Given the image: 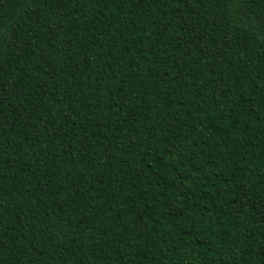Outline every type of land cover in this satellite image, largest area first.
Listing matches in <instances>:
<instances>
[{"label": "trees", "instance_id": "trees-1", "mask_svg": "<svg viewBox=\"0 0 264 264\" xmlns=\"http://www.w3.org/2000/svg\"><path fill=\"white\" fill-rule=\"evenodd\" d=\"M0 264H264V0H0Z\"/></svg>", "mask_w": 264, "mask_h": 264}]
</instances>
